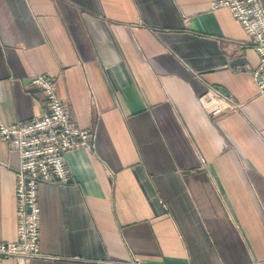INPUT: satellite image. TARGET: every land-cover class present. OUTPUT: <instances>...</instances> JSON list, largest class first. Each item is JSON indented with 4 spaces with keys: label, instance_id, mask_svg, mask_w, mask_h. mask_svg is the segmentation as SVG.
Masks as SVG:
<instances>
[{
    "label": "crops",
    "instance_id": "0c3cea01",
    "mask_svg": "<svg viewBox=\"0 0 264 264\" xmlns=\"http://www.w3.org/2000/svg\"><path fill=\"white\" fill-rule=\"evenodd\" d=\"M250 40L209 0H0V121L42 112L33 80L45 74L95 132L94 149L66 153L71 183L40 184L42 256L26 264H264V92ZM208 86L242 109L209 115ZM18 163L0 137L5 242L17 239Z\"/></svg>",
    "mask_w": 264,
    "mask_h": 264
},
{
    "label": "built area",
    "instance_id": "2783aa9c",
    "mask_svg": "<svg viewBox=\"0 0 264 264\" xmlns=\"http://www.w3.org/2000/svg\"><path fill=\"white\" fill-rule=\"evenodd\" d=\"M211 9L228 8L243 26L252 47L257 52L259 64L251 69L254 84L264 92V7L259 0H209ZM243 47V44L240 45ZM33 83L43 92L42 112L28 120L7 124L0 121V137L16 151L19 163L15 169L17 239L0 241V264L14 258L26 264L40 251L41 183L67 185L72 175L67 165L66 153L75 148L94 149L95 132L79 127L71 118L68 106L57 91L56 79L38 74ZM204 110L213 117L242 109L234 96L213 86L200 95ZM133 263L140 262L134 260Z\"/></svg>",
    "mask_w": 264,
    "mask_h": 264
}]
</instances>
